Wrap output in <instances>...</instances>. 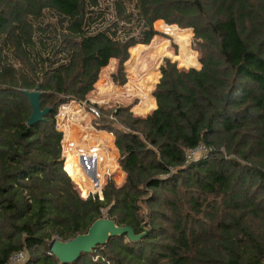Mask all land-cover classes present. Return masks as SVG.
Returning <instances> with one entry per match:
<instances>
[{
	"label": "trees",
	"instance_id": "trees-1",
	"mask_svg": "<svg viewBox=\"0 0 264 264\" xmlns=\"http://www.w3.org/2000/svg\"><path fill=\"white\" fill-rule=\"evenodd\" d=\"M135 1L141 39L117 35V20H132L123 0L114 1L113 31L93 27L102 16L98 0H0V264L20 250L29 252L23 264H61L46 253L48 244L83 234L103 217L145 234L111 237L70 264L264 263V0ZM153 22L159 31L182 28L174 36L180 42L190 41L183 28H191L200 68L166 62L156 84L163 57L188 66L167 48L149 68L151 49L132 76L141 44L157 34ZM113 59L119 84L128 59L124 86L108 82ZM38 84L40 107L50 110L28 125L24 91ZM113 89L146 92L145 104L137 93L130 107L139 115L155 107L154 89L156 107L144 117L101 110L95 126L114 134L120 156L118 164L112 147L115 165L100 184L107 173L125 178L119 186L108 179L102 199L83 198L65 172L70 157L63 169L55 115L62 103L102 100ZM199 143L210 147L208 156L185 164Z\"/></svg>",
	"mask_w": 264,
	"mask_h": 264
},
{
	"label": "rangeland",
	"instance_id": "rangeland-1",
	"mask_svg": "<svg viewBox=\"0 0 264 264\" xmlns=\"http://www.w3.org/2000/svg\"><path fill=\"white\" fill-rule=\"evenodd\" d=\"M112 1L113 0H99V12H102V14L105 17V21L102 22L103 25H107L109 23V20L111 19ZM124 1H126L128 3V5H129V8L135 12V9H134V6H133L134 3L131 0H124ZM46 17L49 20L48 22H50V21H51V23L54 22V19L48 18L49 17L48 15ZM100 19L101 18L99 17L97 19V22H99ZM118 25L121 28V29H119L120 32L121 31H125V32L127 31V32H129V34L127 36H124L121 33L120 34V37H129L130 35H134V33H136V30H134V26H132L134 24H132V23L128 25L125 22H118ZM175 26H176V28L178 30H176L175 28H171L172 26H166V27H164V30L163 31L167 32V34H168V33H178V32H180L182 30V28H179L177 25H175ZM154 27H155V23H154ZM162 27H161V29H162ZM183 29H190V31H191L190 32L191 33V35H190V41L189 40H185L183 42H180L179 39H178V37H174L173 35H170V34L166 35V34H163L162 32H159L157 34V36H155L153 38V40L151 41V44L152 45L150 44L149 46H145V47L141 48L138 51V57H137V60H136V64L133 67L132 71L134 73H137V74L139 73V75L141 74L138 71V64L141 63V60H140L139 56L141 55L142 52H143V54L141 55V58L144 55H146V58L149 60L150 59L149 54L152 51L151 49L154 50V52H155L154 53V58H152L151 64L149 66V68H153L156 65V63L159 60V58L162 56V54L164 53V51L167 48H169L168 50L172 54H174V53L175 54H178V55L180 54L181 62L183 64H185L187 66L193 65V66H195V67L198 68L199 67V64L197 63V60H199V58H200V48H199L198 43H197L198 40H195L194 39V37H193V31H192L191 28H183ZM157 37L158 38H161L162 40H167V41H165V42H163L161 44H153L155 42V38H157ZM168 40L172 42L170 45L168 44ZM173 40L177 41V44L178 45L175 44V43H173ZM168 45H169V47H168ZM178 47L180 48L179 49L180 51L177 50ZM195 53H196V55H195ZM147 55H148V57H147ZM173 60H174V58H172L170 61L173 62ZM195 60H196V62H195ZM177 65L179 67L181 66V64H179V63H177ZM139 67H140V65H139ZM124 76H125V74H124ZM125 78H126V76H125ZM140 91H141V92H139L140 96L143 99H145L146 96H144L143 91L142 90H140ZM130 97H132V95ZM128 101H129V98L126 96V92H124L123 90H119V89H113V90H111V92H108L105 95L104 99L99 100V102H101L102 104L104 103L103 105L105 106V108H101V110L117 109L118 107L126 108L127 106L124 105L123 103H127ZM132 114L135 115L134 113H132ZM63 126H64V128L66 130V125H63ZM98 135H101V138L104 136V138H105L104 139L105 140L104 143H106V145L112 144L111 143V140H109V136L108 135H104L102 133L101 134L98 133ZM98 137H100V136H98ZM110 154H112V153H110ZM202 155H204V154L198 155L195 158L194 161H197V160L201 159L200 157H203ZM108 157H109V154H108ZM101 164H102V161H101ZM68 170L70 172V175L73 178H75L87 191H95V186L94 185H96V184L98 185L99 184V181H97L96 184H95V183L92 182V179H90L87 175H85V177L82 178V176H81L82 173L79 171V169L77 167L76 160H75L74 157H71V158L68 159ZM88 172L89 171H87V173ZM103 172L104 171H103L102 167H100L99 168L100 180H101V175H103ZM124 178H125V174H124L122 180L119 182V181L116 180L117 178L115 177L114 174H106V175L104 174V182L101 185V190H102L104 184L106 183V181L108 179L112 180L113 183L116 186H119V185H121L123 183ZM82 181H85V184ZM75 186L78 189L77 191H79L80 195H82V192L80 190L81 187L79 185H77V184ZM24 251H25L26 258L28 259L29 252H28V250H24Z\"/></svg>",
	"mask_w": 264,
	"mask_h": 264
},
{
	"label": "built area",
	"instance_id": "built-area-1",
	"mask_svg": "<svg viewBox=\"0 0 264 264\" xmlns=\"http://www.w3.org/2000/svg\"><path fill=\"white\" fill-rule=\"evenodd\" d=\"M99 1V0H98ZM114 1L115 0H113L112 1V10H111V19L109 20V23L107 24V25H103V23L102 22H104L105 21V17H104V15L102 14V16L100 17L101 19L99 20V22H97V19L99 18H94L95 20V22H94V24H93V27H110V31H113V26H112V22H114V21H116L117 20V18H115V10H114ZM124 1V0H123ZM134 4H133V6H134V9H135V12L133 11V10H131L130 8H129V5H128V3L126 2V1H124V3H125V5H126V7H127V12L129 13V14H131V17H132V20L130 21V22H125L126 24H134V25H132V26H134V30H136V33H134V35H130L129 37H134V38H136V39H141L142 38V28H141V25H142V23L139 21V17H138V15H137V10H136V8H135V0H131ZM98 9H99V7H98ZM98 13H102V12H99L98 11ZM137 21H139L140 22V26H137V24H138V22ZM118 22H124V21H120V20H117V26H116V30H117V35L118 36H120V34L122 33V35H124V36H127L128 34H129V32H125V31H119V29H121L120 28V26L118 25ZM156 22V21H155ZM155 22H153V29L157 32V34L159 33V32H162V31H159L158 29H156L155 27H154V23ZM130 30V29H129ZM163 33V32H162ZM157 34H155L153 37H152V39L150 40V42L148 43V44H141V43H137V44H135V45H138V44H141V45H147V46H149L150 44H151V41L153 40V38L155 37V36H157ZM163 34H166V35H168L167 33H163ZM129 37H121V38H124V39H126V38H129ZM172 42L171 41H169L168 40V44L170 45ZM173 43H175V44H177V41H175V40H173ZM178 45V44H177ZM180 48L178 47V49L177 50H179ZM190 49V48H189ZM180 51V50H179ZM143 54V52L141 53V55ZM174 55H176V56H178V54H175L174 53ZM129 56H130V51H129ZM175 56V57H176ZM141 57V56H140ZM146 58V55H144L142 58ZM147 57H148V55H147ZM172 59V57H170V58H167V57H163V59H162V62L160 63V66L162 65V64H165L166 62H172V61H170ZM126 62V61H125ZM125 62H124V64H125ZM179 63V61H178V59H175L174 58V60H173V63H175L176 64V66H177V68H179V69H189V68H196V69H199L200 68V62H199V60H197V63L199 64V67L197 68V67H195V66H193V65H189L188 67H184V66H178L177 65V63ZM117 63H118V61H117ZM109 64V63H108ZM107 64V65H108ZM180 64V63H179ZM116 70H117V68H116ZM116 70H115V72H116ZM159 70H160V68H159ZM114 74V73H113ZM112 74V75H113ZM124 74H125V76H126V81H125V83H123V84H119L118 82H114L113 81V83L115 84L114 86H117V87H121V86H124L126 83H128V77H127V73H126V70H125V65H124ZM112 75H111V77H112ZM99 76V75H98ZM161 77V73L159 74V77H158V79H157V82H156V84L158 83V81H159V78ZM113 80V79H112ZM96 83V82H95ZM156 84H155V86H156ZM155 89V88H154ZM93 90H95V84H94V86H93ZM93 90L91 91V92H93ZM154 91V90H153ZM139 92H141L140 90H136V91H134V92H128L127 94H132V101L131 102H134L135 101V99H134V97H137L138 95H137V93H139ZM139 99H138V102L137 103H139ZM136 103V104H137ZM71 104H73V105H71ZM124 105H125V103H123ZM134 105V104H133ZM126 106H128L129 108V111H131V109H130V107L132 106V105H127L126 104ZM67 107H70L71 109H73V111H75V112H77V113H81V114H84V115H86L87 117H88V120H90V121H92V122H95V123H98V121L101 119V108H105V106L101 103V102H99L98 100H92V99H90L89 97H88V95L86 96V99L85 100H83V101H77V100H70V101H68V102H66V103H62L61 105H59V107H58V110H57V114L55 115V125H56V129L58 130L59 128L61 129V133H63L64 131H65V128H64V126L63 125H67V124H69L68 122H69V116H72L73 114L72 113H70L69 112V110H70V108H67ZM118 108H121V107H118ZM132 112V111H131ZM69 113V114H68ZM74 116V115H73ZM109 118L110 119H114V117L112 116V115H110L109 116ZM80 119V118H79ZM94 126H95V124H94ZM93 126V127H94ZM92 127V126H91ZM95 128V127H94ZM59 131V130H58ZM61 142H62V139H61ZM61 148H62V143H61ZM95 150V149H94ZM94 150H90V151H88V153H86V154H94ZM211 151V149H210V147L209 146H207L206 144H204V143H199V144H197L195 147H193V148H191V149H189V150H187V152H186V154H185V164H188V163H190V162H193L194 160H195V158L198 156V155H201V154H204V155H202L203 157H200V158H205V157H207L208 155L207 154H209V152ZM79 154H84V152L83 151H80L79 152ZM68 156V154L67 153H63L62 152V158H63V163L65 162V159H66V157ZM79 165V164H78ZM77 165V166H78ZM63 169H64V165H63ZM78 169L80 170V167H78ZM105 171H107V170H105ZM65 172L67 173V175H68V172L65 170ZM80 172H82V171H80ZM108 174V173H107ZM69 177H70V179L72 180V182L75 184V180L74 179H72V176L71 175H68ZM75 181V182H74ZM76 185V184H75ZM94 192V191H93ZM93 192H89V194H97V193H93ZM88 194V195H89ZM88 195H86V196H82L81 195V197H83V198H86ZM97 196H98V194H97ZM99 197V196H98ZM99 199H102V197L100 198L99 197ZM46 253L48 254V255H52V253H51V251L49 250V244H48V249H47V251H46ZM27 260V258H26V256H25V251L24 250H20V251H17V252H15V253H13L12 255H11V257L9 258V261H8V264H23L25 261ZM264 264V263H263Z\"/></svg>",
	"mask_w": 264,
	"mask_h": 264
},
{
	"label": "water",
	"instance_id": "water-1",
	"mask_svg": "<svg viewBox=\"0 0 264 264\" xmlns=\"http://www.w3.org/2000/svg\"><path fill=\"white\" fill-rule=\"evenodd\" d=\"M39 88L40 86L38 84L35 90L24 91L31 105V114L27 119L28 125H32L38 121L44 120V116L50 110V108L41 109L39 101L41 92L39 91ZM227 98L228 96L226 95V101ZM58 130L61 132L60 128ZM68 175L70 174L68 173ZM97 181H99L98 185L96 184ZM92 182L96 184L94 185L95 191L93 193H97L98 196L101 198L102 190L100 184L101 180L99 171H95V173H92ZM89 192L86 195H88ZM141 228L144 230L143 225L141 226ZM144 234L145 230L142 233L135 234L131 226H119L115 224L113 220L107 217H103L95 220L90 225L87 232L79 234L72 239H69L67 241H61L59 239L54 238L49 243V250L61 264H70L79 260L82 254L90 253L94 251V249L98 245L105 244L111 237L125 235L128 240L137 241L142 236H144Z\"/></svg>",
	"mask_w": 264,
	"mask_h": 264
},
{
	"label": "crops",
	"instance_id": "crops-1",
	"mask_svg": "<svg viewBox=\"0 0 264 264\" xmlns=\"http://www.w3.org/2000/svg\"><path fill=\"white\" fill-rule=\"evenodd\" d=\"M140 56H139V58H140L141 62H143L144 58H141ZM129 58H130V56H129ZM113 60H114V63H113L112 68L107 73V76H108L107 79H108V82L110 84L115 85L113 83L111 75L113 73H115V70L117 68V64L118 63H116L117 59H113ZM139 65L140 64H138V66ZM159 68H160V65L158 67V71H159V74H160ZM98 78H99V76H98ZM97 81H98V79H97ZM94 91H96V87H95V90H93V92ZM109 92H111V91H109ZM143 94H144V96H146V98L145 99L142 98V99H143V101L147 102V94H146V92L143 91ZM152 97L154 98V106L156 107V100H155V97L153 96V91H152ZM134 99H135V101L132 102L130 105L136 104L138 102V99H140V98L137 96V97H134ZM127 104H129V103H127ZM155 107H153V109H155ZM126 108L128 109L129 107H126ZM151 111H149L148 113H150ZM69 112L72 113L74 116L73 115L69 116V122H68L69 124L66 125V130L62 133V142H61L62 143V152L63 153H67L68 155H72V157L75 158L77 165L79 164L77 167H80L79 171H82L81 172L82 173V175H81L82 178L85 177V175H87L88 177H90L92 179V173L93 172L95 173V171H99L100 164H101V159H102V158H100V156H102L103 158L106 156L102 152L101 153L100 152L99 153H94V154H86V153H88V151L94 150L95 149L94 147H98L99 146L97 144V142H99L98 139H97L98 136H100L99 137L101 139L100 142L101 141L103 143L105 142L104 136L102 137L103 138L102 139L101 135H98V133L99 134L102 133L104 135H108L109 136V140H111L112 147L117 150V159H116V161L119 164L118 159H119L120 154H119V151L115 147V144H114V139H115L114 138V134L112 132H109V131L105 130V129H100L97 126H94L95 122H92V121L88 120L87 116H86V118L84 119L83 122L80 121L81 118L83 117V114L77 113V112L73 111V109H71V108H70ZM147 114H145V115L135 114V115L144 117ZM89 144L91 146H89ZM80 151H83L84 154H79ZM87 171H89V172L87 173ZM123 176H124V173H123Z\"/></svg>",
	"mask_w": 264,
	"mask_h": 264
},
{
	"label": "bare ground",
	"instance_id": "bare-ground-1",
	"mask_svg": "<svg viewBox=\"0 0 264 264\" xmlns=\"http://www.w3.org/2000/svg\"><path fill=\"white\" fill-rule=\"evenodd\" d=\"M163 26V27H162ZM161 27H162V31L164 30V27H166V26H164V25H162ZM171 28H175L176 30H178L175 26H172ZM164 33H167V32H165V31H163ZM181 32V31H180ZM179 33V32H178ZM178 33H168V34H170V35H173V36H176V34H178ZM167 41V40H166ZM137 75V73H134L133 71H132V76H136ZM124 91V90H123ZM124 92H126V96L127 97H129V96H131L132 94H127L128 92H130V91H124ZM146 102L145 101H143V104H145ZM71 105H73V104H71ZM67 108H70V107H67ZM132 111H134V112H137V111H139V107L137 106V105H135V106H133L132 107ZM86 118V115H84L83 114V117L81 118V120L80 121H84V119ZM99 137H97V139H98ZM98 141L99 142H97V144L99 145L98 147H94L95 148V150H94V153H104V155H106L104 158L102 157V156H100V158H102L101 159V161H102V164L100 165V167H102V169H103V171H105V169H107V168H112V167H114V165H115V153L112 151V144H108V145H106V143H103L102 141L100 142V138L98 139ZM88 145V144H87ZM89 146H91L90 144H89ZM110 153H112V154H110ZM108 154H109V157H108ZM67 157H72V155H68ZM90 178V177H89ZM101 178H102V175H101ZM91 179V178H90ZM82 182H84V184H85V181H82Z\"/></svg>",
	"mask_w": 264,
	"mask_h": 264
}]
</instances>
